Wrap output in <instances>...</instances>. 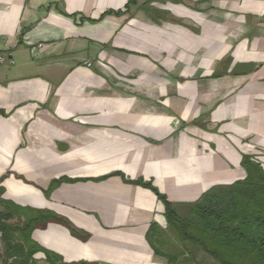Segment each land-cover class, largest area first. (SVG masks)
<instances>
[{
    "label": "crops",
    "instance_id": "crops-1",
    "mask_svg": "<svg viewBox=\"0 0 264 264\" xmlns=\"http://www.w3.org/2000/svg\"><path fill=\"white\" fill-rule=\"evenodd\" d=\"M129 1L0 0L1 197L57 217V264H166L138 181L190 203L264 169V0Z\"/></svg>",
    "mask_w": 264,
    "mask_h": 264
},
{
    "label": "trees",
    "instance_id": "trees-1",
    "mask_svg": "<svg viewBox=\"0 0 264 264\" xmlns=\"http://www.w3.org/2000/svg\"><path fill=\"white\" fill-rule=\"evenodd\" d=\"M242 166L244 179L213 186L190 203L170 202L150 182H137L164 205L166 227L151 223L146 239L166 264H264V169L248 157H243ZM2 193L0 186V264H36L38 252L50 264L61 263V257L31 239L35 228L58 221L57 217L17 206L3 199ZM66 226L80 236L70 224Z\"/></svg>",
    "mask_w": 264,
    "mask_h": 264
},
{
    "label": "built area",
    "instance_id": "built-area-1",
    "mask_svg": "<svg viewBox=\"0 0 264 264\" xmlns=\"http://www.w3.org/2000/svg\"><path fill=\"white\" fill-rule=\"evenodd\" d=\"M0 60H2V58L0 57ZM88 65H90L89 63H88Z\"/></svg>",
    "mask_w": 264,
    "mask_h": 264
},
{
    "label": "rangeland",
    "instance_id": "rangeland-1",
    "mask_svg": "<svg viewBox=\"0 0 264 264\" xmlns=\"http://www.w3.org/2000/svg\"><path fill=\"white\" fill-rule=\"evenodd\" d=\"M170 234V233H169ZM200 256H202V254H200Z\"/></svg>",
    "mask_w": 264,
    "mask_h": 264
}]
</instances>
